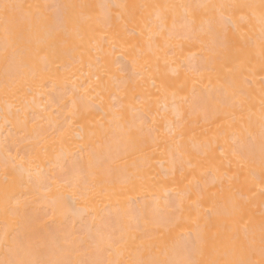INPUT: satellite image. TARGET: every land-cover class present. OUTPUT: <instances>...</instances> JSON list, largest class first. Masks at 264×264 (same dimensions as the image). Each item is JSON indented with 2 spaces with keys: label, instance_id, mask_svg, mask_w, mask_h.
<instances>
[{
  "label": "bare ground",
  "instance_id": "bare-ground-1",
  "mask_svg": "<svg viewBox=\"0 0 264 264\" xmlns=\"http://www.w3.org/2000/svg\"><path fill=\"white\" fill-rule=\"evenodd\" d=\"M9 2L84 7L77 10L75 27L65 29L57 21L35 29L22 22L7 40L0 20V80L14 58H23L41 69L37 85L27 95L6 98L0 93V259L4 258L5 231L14 236L17 227L5 217L6 196L12 204L17 200L26 204L38 233L67 228L87 239L106 221H118L130 213L139 224L133 233L138 235L145 231V221L179 215L173 212L178 204H182L185 215L195 217L213 204L215 210L226 212L230 201H235L239 212L258 229L264 193L259 181L252 179L249 166H241L233 151L240 147L252 150L255 163L251 167L259 176L264 135L261 25L248 9L227 13L233 16L238 30L228 27L227 48L223 38L215 45L226 52L225 59L214 65L213 72L201 76L189 69L202 65L208 52L196 39H181L194 35L188 30L184 10L162 14L154 6L258 5L260 0ZM49 14L54 15V10ZM241 15L247 19L241 21ZM206 22L207 17L197 18V32ZM243 97L248 102L241 108L239 99ZM117 116L121 119H115ZM121 125L144 127L134 147L118 143ZM150 127L155 131H148ZM61 130H66L62 140ZM178 131L183 132L182 139L175 135ZM163 140L169 143L159 142ZM91 153L116 158L120 169L127 164L133 171L135 164L157 179L138 184L118 198L77 202L82 211L75 214L70 206L51 212L53 206L44 197L47 183L61 177L73 160H86ZM33 156L38 158V168L29 171L26 161ZM21 158L25 160L23 166ZM119 175L98 173V178L107 181L105 187H109ZM129 198L135 203L129 204ZM220 220L230 218L213 216L209 223L212 232L217 231ZM147 228L151 231L150 225ZM240 235L243 239L242 230ZM141 242L146 249L155 241L141 236L134 244ZM136 255L133 247L121 258Z\"/></svg>",
  "mask_w": 264,
  "mask_h": 264
},
{
  "label": "snow or ice",
  "instance_id": "snow-or-ice-1",
  "mask_svg": "<svg viewBox=\"0 0 264 264\" xmlns=\"http://www.w3.org/2000/svg\"><path fill=\"white\" fill-rule=\"evenodd\" d=\"M83 7L71 3L23 5L0 0V20L7 40L15 35L16 28L22 22H27L35 29L55 24L57 21L65 29L75 27L79 18L77 10ZM154 7L160 9L162 14L177 8L184 10L188 30L194 35L181 39H196L208 52L202 65L189 69L190 72L201 76L213 72L214 65L225 59L226 52L217 50L215 45L223 38V46L227 48L228 27L238 30L233 16L227 13L248 9L250 16L258 19L261 25L260 57L261 68L264 70V0H260L258 5L198 3L164 4ZM49 10H54V15H50ZM201 16L207 17V22L201 23L197 32L196 20ZM239 19L244 21L247 17L241 15ZM171 35L169 33V38ZM40 72V68L23 58H14L0 80V93L6 98L27 95L37 85ZM183 99L186 101L187 97ZM247 102V97L239 99L241 108ZM115 119L119 120L121 117L117 116ZM261 119L264 120V91L261 98ZM151 124L154 125L155 121H151ZM68 125H71L70 118ZM144 131V127L121 125L118 143L134 147ZM148 131L155 129L150 127ZM65 134L66 130L60 131L61 140ZM175 135L183 138L182 131ZM159 142L169 143L168 140ZM172 143L175 147L179 146L177 141ZM233 156L241 166H249L252 179L259 181L261 192L264 193V135L261 137L259 149V176L251 167L255 163L252 150L240 147L233 151ZM26 162L29 171L38 168L37 157L33 156ZM24 163L25 160L21 158V166ZM132 168L135 170L129 171L125 164L124 168L120 169L117 167L116 158L100 157L96 153H91L86 160L81 158L73 160L61 177L49 181L44 188V197L53 206L51 212L55 213L58 208L70 206V210L75 214L82 211L76 207L77 202L87 204L96 199L118 198L132 191L138 184L157 179L156 176L136 168L135 164ZM116 172H120L119 178L112 181L109 187H105L107 181L98 178V173L111 175ZM128 203L133 204L135 201L129 198ZM230 204L231 208L226 212L215 210L213 204L195 217L191 213L185 215L182 204H178L173 212H179V215L171 214L164 219L154 217L151 221H145V231L138 235L133 234L139 228L135 216L126 213L118 221H106L101 229L88 234L85 239L77 237L67 228H50L46 232L38 233L32 227L34 220L27 214L26 204L19 200L12 204L6 196L5 217L17 227L13 229L16 233L14 236L8 230L4 233V258L0 259V264H264V213L261 214L257 229L239 212L235 201H230ZM213 216L218 219L226 216L230 221L220 220L217 231L212 232L209 223ZM148 225L151 226V231L148 230ZM241 230L243 239L240 235ZM141 236H147L155 242L149 244L146 249L143 242L135 245L134 242ZM133 247L137 253L135 258L122 259L121 257L128 254ZM145 250L148 253L147 257L144 256ZM257 254L259 259L256 258Z\"/></svg>",
  "mask_w": 264,
  "mask_h": 264
}]
</instances>
